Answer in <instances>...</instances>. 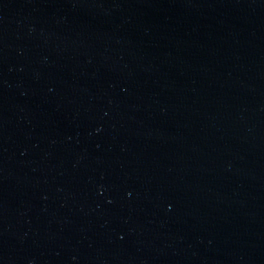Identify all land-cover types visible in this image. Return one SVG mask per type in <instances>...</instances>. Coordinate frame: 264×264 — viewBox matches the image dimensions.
<instances>
[{"label":"water","instance_id":"95a60500","mask_svg":"<svg viewBox=\"0 0 264 264\" xmlns=\"http://www.w3.org/2000/svg\"><path fill=\"white\" fill-rule=\"evenodd\" d=\"M0 264H264V0H0Z\"/></svg>","mask_w":264,"mask_h":264}]
</instances>
